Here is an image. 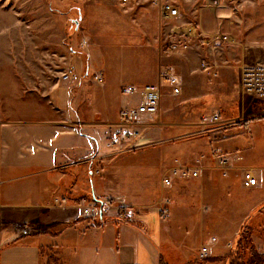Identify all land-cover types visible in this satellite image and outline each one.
<instances>
[{"label":"crops","instance_id":"1","mask_svg":"<svg viewBox=\"0 0 264 264\" xmlns=\"http://www.w3.org/2000/svg\"><path fill=\"white\" fill-rule=\"evenodd\" d=\"M152 1L133 0L142 6L128 19L117 10L123 6L119 0H18L19 33L0 34V264H159L160 259L224 264L237 232L264 202L262 172L257 170V186L245 187L243 163L239 154L232 155L235 145L219 137V128L202 122L208 111L198 110L208 106L199 93L202 83L224 97L242 95L240 70L211 61L182 70L155 47L150 78L115 83L100 63L94 65L97 52L86 40L76 52L72 34H64V22L77 7L80 34H95L86 24L102 16L115 20L120 34L140 27L156 39L166 21ZM190 2L184 11H191ZM12 11L5 12L7 18ZM195 16L205 24L213 10ZM68 68L73 76L63 79ZM167 69L179 77L181 92L169 90L164 99L162 92L159 123L145 128L132 149L112 146L110 126L131 99L121 88L151 80L163 85ZM229 74L237 75V84ZM184 85L189 89L183 94ZM173 104L185 111L167 114ZM222 118L220 124H226ZM217 150L229 158L226 174ZM177 167L199 175H174ZM166 177L169 185L163 183ZM90 202L98 204L101 215L83 214ZM126 210L131 218L125 221L119 214ZM205 244L209 250L202 257Z\"/></svg>","mask_w":264,"mask_h":264},{"label":"rangeland","instance_id":"2","mask_svg":"<svg viewBox=\"0 0 264 264\" xmlns=\"http://www.w3.org/2000/svg\"><path fill=\"white\" fill-rule=\"evenodd\" d=\"M173 1L179 5L184 21L192 23L198 28L201 32L199 35L220 33L229 36L232 42H221L214 47L204 43L202 39L195 38L188 42V47L181 52L168 54L165 53V47L169 43L170 36L168 34L171 23L165 22L164 34H159V37L155 39L154 34H144L140 27H135L136 29L133 32L120 34L115 27L117 26L114 23L115 20L100 16V18L94 17L89 24H86L91 28L90 31L95 34H80L83 22L80 23V17H77L80 12L77 7L71 8L68 20L64 22V34H72L71 39L76 52H79L81 40H86L85 45L98 53H94L95 58L98 57L97 61L96 59L92 60L94 65L97 66V63H100L105 70L107 79L120 84H126L130 78L134 81L147 80L153 75L154 62L151 61V49L155 47L159 50L162 47L163 53L166 54L170 64L180 67L182 70L184 68L200 67L202 62H206L205 64L209 66V61H211V64L231 65L228 67L240 70L239 66L244 64L256 62L257 60L264 61V0H211L209 3L208 0H201L200 2L197 0V6H195L194 0H191L192 8L189 12L184 11L186 0ZM0 2L2 4L3 2H7V4L10 2L11 4L0 6V34H7V31H10L11 34H18V0H0ZM132 2L133 0H130L127 4H123L119 0V3L123 6H120L117 10H120V14L128 19L134 16L137 7L142 6L136 2L132 4ZM153 2L158 7L156 1ZM81 9L84 13V8ZM202 9L213 10L212 18L207 20L205 24H200L195 16V13L200 12ZM9 10L13 11L10 18H7L5 12ZM209 57L210 59H208ZM203 70L201 69L202 72H204ZM200 78L203 77L200 76ZM227 78L232 79L231 81L237 84V75L235 77V75L229 74ZM238 80H240V76ZM213 82V80L208 81L209 84ZM146 83L158 84L153 80ZM231 84L232 87L235 86L232 82ZM160 86L164 99L170 89L164 82ZM198 88L199 93L203 96L202 100L208 102V104L205 103L208 105L206 108L198 110L203 111V113L208 111L209 117L207 118L218 115V121H210V124L221 130L220 138H229L230 142L235 145L232 155L237 156L239 154L240 156V162L243 163L242 168H239L241 174L246 170L253 171L259 184L257 170H260L264 175L263 104L260 100L243 94L242 91V95L238 96V93H235L234 96L224 97L223 92L216 90L215 86L206 87L202 83ZM186 89H189V85L182 87L183 94ZM173 111L179 114L185 111V108L182 104H173L166 113H172ZM194 112L196 113V111ZM197 115H200V113H197ZM222 116L227 117L226 124H220L222 123ZM263 212L264 209L253 215H259ZM250 227L251 243L259 253L264 255V213L257 216L254 223L251 218ZM240 229L230 244L229 252L235 246ZM224 264H226V261Z\"/></svg>","mask_w":264,"mask_h":264},{"label":"built area","instance_id":"3","mask_svg":"<svg viewBox=\"0 0 264 264\" xmlns=\"http://www.w3.org/2000/svg\"><path fill=\"white\" fill-rule=\"evenodd\" d=\"M121 3L127 4L130 0H120ZM160 11V16L163 20L171 23L169 28V43L165 47V53H173L175 51L184 50L188 47V42L193 39H202L204 43L209 42L214 46L221 42H232V39L227 35L220 33L200 34L198 28L189 22H185L181 14L179 5L175 4L173 0H155ZM211 0H208V3ZM205 63V62H204ZM73 69L68 68L62 72L63 79H69L73 76ZM100 82L101 77L95 76ZM163 82L169 87L173 95L181 92L180 79L171 70H164L162 74ZM239 85L243 94L251 96L260 100L264 107V61L257 60L256 62L247 63L240 68V81ZM120 93L124 97H129L128 103L123 105L118 113V119L115 124L110 126L107 135L108 142L112 146H117L119 149L127 150L132 149L138 145V141L145 128L156 125L158 121V111L160 98L162 96V89L159 84L146 83L141 86L133 84L125 85L121 88ZM264 112V109L262 110ZM218 121V115L210 118L204 117L202 122L211 123ZM220 125V124H219ZM219 165L226 174L227 167L229 166L228 156L217 150L215 152ZM172 173L180 177H197L198 170L188 167L173 168ZM242 184L245 187H253L258 185V178L251 170L243 171ZM163 183L169 185L171 180L169 177L163 179ZM102 209L98 207L96 202H90L83 207V214L87 216H99ZM120 217L122 220H129L131 213L126 210L121 212ZM27 233L26 230H22ZM211 242H216V238H211ZM208 244L201 246V256L205 257L208 253Z\"/></svg>","mask_w":264,"mask_h":264},{"label":"trees","instance_id":"4","mask_svg":"<svg viewBox=\"0 0 264 264\" xmlns=\"http://www.w3.org/2000/svg\"><path fill=\"white\" fill-rule=\"evenodd\" d=\"M264 209V202L255 210L261 212ZM250 216L240 229L235 246L226 256V264H262L264 255L259 253L250 241ZM159 264H168L165 260L160 259Z\"/></svg>","mask_w":264,"mask_h":264},{"label":"water","instance_id":"5","mask_svg":"<svg viewBox=\"0 0 264 264\" xmlns=\"http://www.w3.org/2000/svg\"><path fill=\"white\" fill-rule=\"evenodd\" d=\"M262 264H264V261L262 262Z\"/></svg>","mask_w":264,"mask_h":264}]
</instances>
